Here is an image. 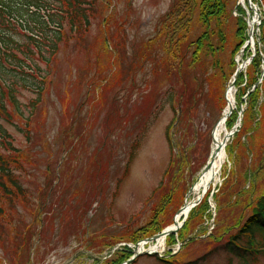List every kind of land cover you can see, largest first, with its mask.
Returning a JSON list of instances; mask_svg holds the SVG:
<instances>
[{
  "label": "rangeland",
  "instance_id": "rangeland-1",
  "mask_svg": "<svg viewBox=\"0 0 264 264\" xmlns=\"http://www.w3.org/2000/svg\"><path fill=\"white\" fill-rule=\"evenodd\" d=\"M172 1L99 0L89 30L60 44L46 69L49 81L37 106L31 104L38 96L35 91L20 90L17 98L23 115H16L13 123L0 117L23 154L19 175L26 192V202L17 199L3 206L13 220L0 221V264L125 262L128 258L120 260L145 238L106 247V236L118 237L126 228L145 225L162 196L179 185L178 205L170 206L167 215H158L162 223H172L209 159L228 91L234 105L224 131L236 125L237 130L226 142L217 179L157 253L140 254L131 264H228L229 260L239 264L221 249L211 252L215 242L210 237L219 236L217 224L247 217V206L264 192V48L254 26V48L262 58L259 67L247 63L252 46L235 51L238 13L237 0H232L228 36L220 49H203L191 68L187 64L195 45L183 62L175 59L167 64L166 53L164 65L158 63L155 73V63L149 59H143L140 67L133 50L143 41L160 38V20ZM243 5L238 6L247 20L253 11ZM261 12L264 8L258 5ZM194 20L187 42L205 30L196 15ZM117 33L123 41L116 44H121L123 55L119 63L114 43L108 42ZM210 41L214 48L220 44L215 33ZM155 52L161 55L159 44ZM243 61L247 66L238 73L242 79L237 75L233 82ZM101 79L108 88L90 85ZM188 238L178 249L179 242Z\"/></svg>",
  "mask_w": 264,
  "mask_h": 264
},
{
  "label": "trees",
  "instance_id": "trees-1",
  "mask_svg": "<svg viewBox=\"0 0 264 264\" xmlns=\"http://www.w3.org/2000/svg\"><path fill=\"white\" fill-rule=\"evenodd\" d=\"M231 2L232 0H173L168 12L160 20L161 25L158 30L160 38L148 39L146 43L143 41L140 47L133 50V59L140 62V67L143 59H149L155 63L152 67L155 73L158 63L163 62L164 65L166 53L167 64L175 59H181L183 62L189 47L195 45L196 48L187 64V67L191 68L201 58L198 54L203 49L214 52L217 48L220 49L226 41L228 17L232 10L229 8ZM259 2L264 7V0H259ZM98 9L99 0H0V117L5 122L13 123L12 119L16 115H23L17 98L20 90L35 91L38 96L32 100L31 104L37 106L39 96L49 81L47 78L49 72L46 69L58 52L60 44L68 42L73 37L80 38L84 35L83 33L91 27V22L96 17ZM236 12L238 13L236 34L239 41L235 46V51L247 39L245 10L237 6ZM195 15L198 21L205 25V30L194 42H187L188 32L197 23L194 20ZM214 33L220 43L215 48L210 41V36ZM259 34L260 43L264 48V13L259 26ZM109 39V43L111 40L114 43V52L117 53L119 63L123 55L119 48L121 44L117 47L116 44L123 43L121 35L117 33ZM157 44L162 49L160 56L155 52ZM261 60L262 58L256 53L251 64L259 67ZM215 64L217 65V62ZM238 76L242 79L241 75ZM101 81L104 79L91 81L90 85L94 86L99 83L97 86L108 88V85H105L107 81L104 84ZM253 92L255 90L248 92L247 96ZM243 95V93L238 95L241 102ZM166 135L171 144L169 134ZM133 147L134 145L132 149ZM22 158L23 154L14 146L10 133L0 123V221L7 220L12 223L13 220L8 209L3 207L4 204L13 203L17 199H23L26 202V192L20 183L19 175L22 171ZM224 184L227 186V182ZM178 189L179 185L174 191L171 189L168 194L162 196L153 214L151 213L152 218L145 225L137 229L126 228V231L118 237L116 235L106 236L105 246L112 247L118 241L134 243L139 239L150 237L167 226L168 222L162 223L158 215L165 216L170 206H176L174 205L176 203L178 205ZM225 191H228V187ZM204 204L206 205L205 201ZM199 207L200 205L198 209ZM247 207L249 209L247 217L246 215L239 216L232 221V224H217V229H221V232L219 236L214 234L210 237L211 241L215 242V247L211 252L221 249L237 259L239 264H256L264 260V192ZM192 212L193 210L190 213ZM34 235L35 233H32L28 237L29 249ZM23 240L26 243V237ZM131 251L120 262L129 258L133 254ZM28 259L29 254H27V261ZM228 264H232V260H229Z\"/></svg>",
  "mask_w": 264,
  "mask_h": 264
},
{
  "label": "bare ground",
  "instance_id": "bare-ground-1",
  "mask_svg": "<svg viewBox=\"0 0 264 264\" xmlns=\"http://www.w3.org/2000/svg\"><path fill=\"white\" fill-rule=\"evenodd\" d=\"M227 104L223 110L222 116L220 117L217 126L215 127V130L213 132V143L211 152L215 151L217 147H221L220 151L215 155L213 159L212 167L209 170L201 171L198 175L197 179L194 181L192 185V191L190 195H194L193 198H196L198 195L201 194L203 189L208 188L218 177L219 170L221 168V165L223 164V160L225 158V151H224V144H223V138L222 133L224 131V127L226 126V120L225 115H227V112L233 108L234 101L233 96L231 92H227L226 96ZM227 131H224V133ZM192 200L187 199L184 207L182 209V212L180 214H177L175 217V225H179L181 223V219L183 215L188 214L190 208H191ZM174 226V223H171L169 225ZM166 237L163 235H160L157 237L153 242H149L147 244H144V242H140L137 246V251H150V252H158L165 244Z\"/></svg>",
  "mask_w": 264,
  "mask_h": 264
},
{
  "label": "water",
  "instance_id": "water-1",
  "mask_svg": "<svg viewBox=\"0 0 264 264\" xmlns=\"http://www.w3.org/2000/svg\"><path fill=\"white\" fill-rule=\"evenodd\" d=\"M248 6H250V1H249V0H248ZM252 9H253V12H254V13H257L255 7H253ZM258 17H259V16H258ZM249 20H250V19H249ZM254 21H255V20L252 18V20H251V24H252ZM257 24H258V23H257ZM252 34H253V29H252V27H249V28H248V35H249L250 39H251V37H252ZM248 42H249V41H248ZM246 46H247V42L242 46V49H241V50H244V48H245ZM253 55H254V53L252 54V56H253ZM252 56H251V57H252ZM240 68H241V66H238V67L236 68V70H235V72H234L233 82H234V80H235L237 74L239 73ZM233 82H232V83H233ZM231 111H232V108L227 112V115H225V116L227 117V116L231 113ZM226 117H225V118H226ZM235 131H236V129H233V130H231V131L225 133V136H224V138H223V141H224L223 144H224V145H225V143H226V140H227V139L230 137V135H232ZM220 149H221V147H217V148L215 149V151H213V152L211 153V155H210V159H209V160L207 161V163L205 164V166H204V168H203V171H205V170H209V169L212 167L213 159H214L215 155L220 151ZM191 191H192V186L188 188L187 193H186V196H185V199L189 196V194L191 193ZM205 192H206V189H203L202 192H201V194H200V195L194 200V202L191 204V206H193V205H195V204H198V203L200 202V200L202 199L203 195L205 194ZM184 204H185V203H184ZM183 207H184V205L181 206V207L177 210V212H176V214H175V216H174V219H173L174 226L166 227V228H165L164 230H162L160 233H157V234L153 235L152 237H148V238H146V239L144 240V242L153 241V240H155L157 237H159L160 235L167 236V235H170V234H175V233H177L178 229L182 226L183 222H184L185 219H186V215H184L183 218H182L181 223H180L179 225H175V217L177 216V214H180V213L182 212ZM188 239H190V238H188ZM188 239H187V240H188ZM187 240H183V241L179 242V244H178V248H180L182 244L186 243ZM138 244H139V243H137V244L135 245V247L138 246ZM143 253H145V254H153V253H156V252H155V251H154V252H150V251H137L136 248H135V249H134V254H133L129 259H127L125 262H123L122 264H130L131 262H133V260H135V258H136L137 256H139L140 254H143Z\"/></svg>",
  "mask_w": 264,
  "mask_h": 264
}]
</instances>
